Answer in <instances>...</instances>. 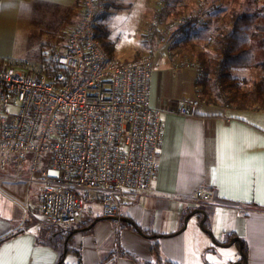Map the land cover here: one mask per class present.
Segmentation results:
<instances>
[{
	"label": "crops",
	"instance_id": "obj_1",
	"mask_svg": "<svg viewBox=\"0 0 264 264\" xmlns=\"http://www.w3.org/2000/svg\"><path fill=\"white\" fill-rule=\"evenodd\" d=\"M75 1L0 0V59L34 52L43 41L41 34L56 31ZM151 1L155 2L145 0L149 9L146 25L152 18L151 6L153 12L156 9ZM114 13L106 20L109 37ZM71 26L65 28V34ZM143 34L130 58L117 56L113 41V57L124 61L138 58L151 47L155 33L145 38ZM153 51L154 55L158 52L156 58L161 57L150 72L149 100L162 112L163 133L150 193L120 205L114 219L104 218L99 206L90 205L81 221L67 228L70 239L55 247L52 239L42 235L46 224L27 217L35 194L25 180H9L11 166L0 173V261L233 264L243 262L239 246L244 244V264H264V110H238L230 115L204 101L195 114H179V99L198 95V73L189 62L168 54L171 50L161 44ZM165 57L172 59L165 61ZM199 187L211 188L213 200L194 202L191 195ZM203 216V227L216 243L199 227ZM233 238L240 242L230 244ZM153 239L158 242L160 263L150 253Z\"/></svg>",
	"mask_w": 264,
	"mask_h": 264
},
{
	"label": "built area",
	"instance_id": "obj_2",
	"mask_svg": "<svg viewBox=\"0 0 264 264\" xmlns=\"http://www.w3.org/2000/svg\"><path fill=\"white\" fill-rule=\"evenodd\" d=\"M104 12L102 2L82 0L63 42L45 45L40 58L0 59V165L30 185L31 212L46 225L78 224L92 204L117 217L120 205L150 193L157 174L163 122L149 100L154 51L110 56L95 33ZM179 102L181 115L201 103L197 95ZM191 198L207 203L214 192L199 187Z\"/></svg>",
	"mask_w": 264,
	"mask_h": 264
},
{
	"label": "rangeland",
	"instance_id": "obj_3",
	"mask_svg": "<svg viewBox=\"0 0 264 264\" xmlns=\"http://www.w3.org/2000/svg\"><path fill=\"white\" fill-rule=\"evenodd\" d=\"M121 3L120 8H116L109 16L111 28L113 30L109 40L115 41V54L119 57L127 55V58L134 56L139 47L140 34L146 29L152 28L155 34L151 35L153 41L151 47L157 50L158 45H163L168 54L172 57L179 56L182 61L192 64L199 75V79L209 86L212 78L211 56L215 51L214 38L217 33L228 25L229 17L232 12H251L262 4L263 0H155V14L152 7V18L146 25L147 17L145 0H116ZM127 8V9H126ZM119 10V11H118ZM151 10V8H150ZM146 28V29H145ZM162 50H159V53ZM156 52V51H155ZM158 53V52H157ZM155 53L153 62L160 59V55ZM164 53V55H168ZM21 57L35 58L33 52H22ZM172 58H166L168 61ZM235 75L240 79H258L260 71L253 68L233 69ZM198 87V92L201 90ZM221 107L227 114L234 115L239 111L234 108ZM12 165L1 167L0 173L10 169ZM13 167V166H12ZM14 172V170H13ZM10 174V173H9ZM11 180V177L9 178ZM35 197V196H34ZM28 198L33 199L28 196ZM34 204V203H33ZM31 205V207L33 206ZM93 207L97 208L93 205ZM30 221L41 222V218L31 212L26 213ZM54 226V225H53ZM70 229L72 226H69ZM65 229V228H64ZM52 230L58 231V228H51L50 225L42 227V235L49 236Z\"/></svg>",
	"mask_w": 264,
	"mask_h": 264
},
{
	"label": "trees",
	"instance_id": "obj_4",
	"mask_svg": "<svg viewBox=\"0 0 264 264\" xmlns=\"http://www.w3.org/2000/svg\"><path fill=\"white\" fill-rule=\"evenodd\" d=\"M81 1L76 0L65 16L60 27L53 32L42 35L41 45L33 52L35 58L41 57V52L48 43L63 42L65 28L73 25V17L81 15ZM105 5V12L95 26L96 37L105 51L113 56L114 44L109 40V28L106 24L108 9L115 10L121 7L116 0H98ZM110 14V13H109ZM77 17V18H78ZM77 20V19H76ZM215 51L211 56L212 78L209 86L197 79V86H201L198 98L203 103L211 102L223 107L236 110H264V0L262 4L251 12H232L228 25L221 29L214 38ZM253 68L260 71L258 79H240L233 69ZM51 228L57 226L50 225ZM52 230L47 239H52L55 247L61 246L63 241L70 239V230L57 227ZM150 253L160 263L161 256L157 240L153 239ZM63 246V245H62ZM68 250V247H67ZM243 253L246 257L247 248L243 244Z\"/></svg>",
	"mask_w": 264,
	"mask_h": 264
},
{
	"label": "water",
	"instance_id": "obj_5",
	"mask_svg": "<svg viewBox=\"0 0 264 264\" xmlns=\"http://www.w3.org/2000/svg\"><path fill=\"white\" fill-rule=\"evenodd\" d=\"M114 218H115V217H114ZM114 218H106V219H114ZM186 220H187V216L185 217V221H186ZM204 220H205V216H203V218L201 219V221H200V223H199V227H200L203 231H205L207 234H209L210 237H211V239H212V241H213L214 243H216L215 240H214V238H213V236H212V234H211L209 231H207V230L204 229V227H203V222H204ZM78 230H81V229H78ZM234 241H236V242H240V240H239L238 238H233V239L230 241V244H232ZM239 254H240V257L242 258V261H243V262L239 261V262H237V263H233V264H244V263H245V261H246V257H245V255H244V253H243V250H242V246H241V245L239 246Z\"/></svg>",
	"mask_w": 264,
	"mask_h": 264
},
{
	"label": "snow or ice",
	"instance_id": "obj_6",
	"mask_svg": "<svg viewBox=\"0 0 264 264\" xmlns=\"http://www.w3.org/2000/svg\"><path fill=\"white\" fill-rule=\"evenodd\" d=\"M0 264H23V262L22 261H13V262L0 261Z\"/></svg>",
	"mask_w": 264,
	"mask_h": 264
}]
</instances>
